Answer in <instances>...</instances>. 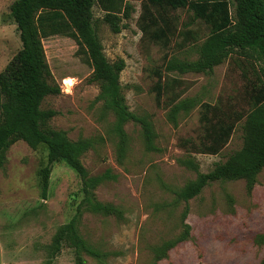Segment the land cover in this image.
Listing matches in <instances>:
<instances>
[{
	"label": "rangeland",
	"instance_id": "1",
	"mask_svg": "<svg viewBox=\"0 0 264 264\" xmlns=\"http://www.w3.org/2000/svg\"><path fill=\"white\" fill-rule=\"evenodd\" d=\"M13 0H0V70L20 48L16 25L9 14ZM131 10L114 33L102 20L103 12L92 8L95 29L108 60L122 58L125 66L120 83L129 109L150 120L155 133L154 149H147L139 124L124 126L127 147L118 160V137L113 131V114L97 100L98 85L89 81L91 67L78 53L74 39L58 34L42 39L53 82L59 92L46 96L41 108L56 114L50 125L78 137L92 140L81 157L90 174L110 170L115 178L100 184L95 192L100 201L122 210V217L85 213L79 230L92 244L106 252V264H259L264 242V168L250 193L243 179L214 181L188 201L176 199L175 192L197 172L209 171L242 145V120L217 154L191 152L181 141L195 139L201 132L199 106L180 112L175 123L167 118L172 93L180 98L225 101L235 109L247 107L252 64L233 55L215 66L211 73H178L165 70L166 60L197 57V46L208 27L183 8L169 12L176 31L168 41H155L143 35L139 17L143 0H128ZM196 31L184 39L183 31ZM161 75V76H160ZM176 78L171 89L156 101L158 79ZM190 159L197 170L182 164ZM46 162L43 147L32 149L24 141L14 142L5 153L0 169V264H42L45 246L56 228L66 222L80 199V179L63 162L52 165L46 198L41 197L38 170ZM189 236L156 259L154 247L176 238L183 230L181 213ZM73 252L64 246L51 264H73ZM85 264H99L85 256Z\"/></svg>",
	"mask_w": 264,
	"mask_h": 264
},
{
	"label": "trees",
	"instance_id": "2",
	"mask_svg": "<svg viewBox=\"0 0 264 264\" xmlns=\"http://www.w3.org/2000/svg\"><path fill=\"white\" fill-rule=\"evenodd\" d=\"M97 4L103 12L102 20L117 33L128 18L131 5L128 0H13L9 14L18 31L20 48L0 70V169L5 162L6 150L22 140L32 149L43 147L46 162L38 170L41 197L46 198L52 165L63 162L80 179V199L71 217L54 231L45 246L46 259L52 260L66 246L73 252V264H85L90 256L99 264H106V252L88 241L79 225L85 213L122 217V210L109 202L100 201L96 188L115 178L110 170L90 174L82 162V155L92 147V140L78 137L70 139L66 132L50 125L56 111L41 108L42 100L59 92L53 82L42 39L53 35H66L75 40L80 53L91 67L89 81L98 85L97 100L114 117L112 128L118 137L117 156L122 161L127 147L126 123L140 125L147 149H154L155 133L145 116L133 113L125 101L120 83V72L125 66L122 58L108 60L95 29L92 8ZM178 8L192 13V21L199 20L209 31L197 46V57L166 60L165 70L178 73H211L213 68L233 55L243 56L252 64L254 80L250 82L247 107L235 109L225 101H200L198 98H180L172 93L167 118L175 123L180 112L187 113L199 106L201 132L195 139H185L181 145L191 152L217 154L228 142L236 124L242 120V145L224 161L216 162L207 172H197L176 192V199L188 201L198 195L211 182L220 180L245 181L251 192L257 175L264 168V0H143L139 28L143 35L155 41L166 42L176 27L169 12ZM183 38H194L196 31H183ZM161 76V75H160ZM154 86L156 101L164 91L171 89L176 78L160 77ZM182 164L197 170L190 159ZM187 208L181 213L183 230L174 239L154 247L156 259L184 241L190 233L185 221ZM256 242H264V233L256 235ZM259 264H264V256Z\"/></svg>",
	"mask_w": 264,
	"mask_h": 264
}]
</instances>
